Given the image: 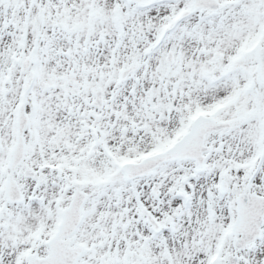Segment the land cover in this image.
<instances>
[{"label": "snow or ice", "instance_id": "6c2138e0", "mask_svg": "<svg viewBox=\"0 0 264 264\" xmlns=\"http://www.w3.org/2000/svg\"><path fill=\"white\" fill-rule=\"evenodd\" d=\"M0 264H264V0H0Z\"/></svg>", "mask_w": 264, "mask_h": 264}]
</instances>
